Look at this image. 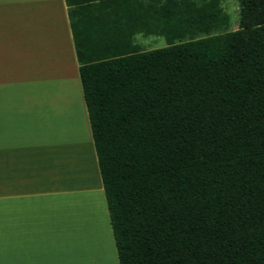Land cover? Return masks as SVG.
<instances>
[{
    "label": "trees",
    "instance_id": "16d2710c",
    "mask_svg": "<svg viewBox=\"0 0 264 264\" xmlns=\"http://www.w3.org/2000/svg\"><path fill=\"white\" fill-rule=\"evenodd\" d=\"M119 1L66 0L118 264H264V0Z\"/></svg>",
    "mask_w": 264,
    "mask_h": 264
},
{
    "label": "crops",
    "instance_id": "0c3cea01",
    "mask_svg": "<svg viewBox=\"0 0 264 264\" xmlns=\"http://www.w3.org/2000/svg\"><path fill=\"white\" fill-rule=\"evenodd\" d=\"M69 1L88 27L110 24L107 13L127 24L140 10L128 1L99 9L88 6L99 0ZM67 8L66 0H0V264H115ZM137 35L149 49L151 39ZM68 77L77 105L50 106ZM88 160L97 187L81 195L78 168Z\"/></svg>",
    "mask_w": 264,
    "mask_h": 264
},
{
    "label": "rangeland",
    "instance_id": "374dc122",
    "mask_svg": "<svg viewBox=\"0 0 264 264\" xmlns=\"http://www.w3.org/2000/svg\"><path fill=\"white\" fill-rule=\"evenodd\" d=\"M221 7L226 13H228V15L230 17L229 29H235L237 27V22H238V2H237V0H221ZM140 36L141 35L138 34L136 36V39H139ZM147 37H149L151 39V44L147 45L148 47H146V48H157V47H162L166 44V42L162 36L147 35ZM70 88L73 89V87H71V86H70ZM73 92L75 93V95L76 94L78 95L77 87L73 89ZM67 95H68V97H67ZM43 96H44V92H43ZM78 97H79V95H78ZM45 98L47 100V97H45ZM52 100L55 101L52 103L56 104V106H57V104H59V101H61V100L69 101L70 97H69V94L67 92L60 91L58 96L56 98L54 97ZM49 104H50V106H53V104L51 105V99H49ZM65 107H66V110H68L70 112L71 110H69V109H71L73 106H71L70 104H66ZM57 117L59 119H63L62 115H60V114H59V116L57 115ZM65 119H67V118H65ZM90 166L91 165L89 163L85 162V164L83 163V165L80 167V169L78 168V175H77L78 180L76 182V187L78 189V192L81 193V195L86 194V193H92L97 187L96 181L93 178V175H91V173L93 171H92V168ZM81 195H78V197H81ZM102 201H103V198H102ZM105 207H106V203L103 202L102 211H104L103 218H104L105 224H106V225L104 224V227H106V229H107L106 230V237L109 240L108 247H110V252L112 254L111 256L115 260V264H118L114 240H113V237L110 236L109 229L107 228L108 227L107 221L109 223V216L107 218L105 216V212L108 215L107 207H106V210H105ZM101 240H102V238H101ZM102 249H103V247L99 246V250H102ZM67 255L70 257V256H72V253L68 252Z\"/></svg>",
    "mask_w": 264,
    "mask_h": 264
},
{
    "label": "bare ground",
    "instance_id": "6f19581e",
    "mask_svg": "<svg viewBox=\"0 0 264 264\" xmlns=\"http://www.w3.org/2000/svg\"><path fill=\"white\" fill-rule=\"evenodd\" d=\"M69 80H71V81H69ZM74 83H76V82H74L73 81V79L71 78V77H68V80H67V84H66V86H65V88H64V90H65V92H67L68 94H69V97H70V101L72 102V103H74L75 105H77V102H76V100H77V94L75 95V93L73 92V89L74 88H76L75 86H77L76 84H74ZM70 86L71 87H73V89L72 88H70ZM75 91V90H74ZM64 92V91H63ZM74 93V94H73ZM66 94V93H65ZM55 95H56V97L58 96V93H55ZM67 97H68V95H67ZM57 101V100H56ZM55 102V101H54ZM71 103V104H72ZM53 103H51V105H52ZM77 110V109H76ZM78 111V110H77ZM82 130V129H81ZM81 132V131H80ZM82 132H83V130H82ZM86 132V131H85ZM85 134V133H84ZM66 137V136H65ZM62 138H64V137H62ZM86 138V137H85ZM82 141H83V139H81ZM85 140V139H84ZM51 141V140H50ZM63 141H65V140H63ZM67 141H69V140H67ZM69 143V142H68ZM67 145V144H66ZM87 150V149H86ZM88 163L89 164H91V162H89V160H88ZM90 167H92V166H90ZM91 175H93V172L91 173ZM98 182V181H97ZM113 262H115V261H113ZM112 263V262H111Z\"/></svg>",
    "mask_w": 264,
    "mask_h": 264
}]
</instances>
